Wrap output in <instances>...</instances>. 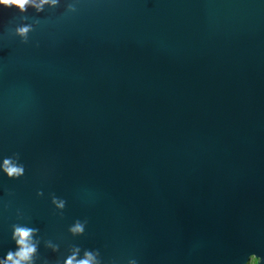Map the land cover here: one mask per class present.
Here are the masks:
<instances>
[{
	"label": "water",
	"instance_id": "1",
	"mask_svg": "<svg viewBox=\"0 0 264 264\" xmlns=\"http://www.w3.org/2000/svg\"><path fill=\"white\" fill-rule=\"evenodd\" d=\"M45 8L23 14L38 20L25 44L9 32L22 14L0 7V158L25 165L0 172V257L14 223L105 264L264 257V0Z\"/></svg>",
	"mask_w": 264,
	"mask_h": 264
},
{
	"label": "clouds",
	"instance_id": "2",
	"mask_svg": "<svg viewBox=\"0 0 264 264\" xmlns=\"http://www.w3.org/2000/svg\"><path fill=\"white\" fill-rule=\"evenodd\" d=\"M79 0H0V7L5 9H16L22 15L19 16L21 21L9 32L20 38L21 43H29V34L35 30L38 20L27 23L29 17L26 14L29 9H33L35 13H43L45 6L48 9H56L64 7L65 13H75L78 11L77 5ZM11 23V21L9 22ZM0 172L6 174L9 179H19L25 175V165L20 161L19 153H12L9 156L0 158ZM43 190H37V196H43ZM51 195V203L54 205L59 215H63V209L66 207V200ZM7 207V205H5ZM18 220L26 219L24 213L16 210ZM87 219L75 220L69 225L67 231L73 237L83 236L86 231ZM39 228L31 227L28 224L14 223L11 225V240L15 244V249H9L7 253L0 257V264H105L101 257L99 249L81 248L79 245L69 243L65 253H61V243L54 242L52 239H45L40 234ZM43 242L46 249L52 253H60L54 261H50L47 257L41 258L39 247ZM107 264H124L120 258H110ZM126 264H138L137 259H127ZM239 264H264V257L251 253L246 261H240Z\"/></svg>",
	"mask_w": 264,
	"mask_h": 264
}]
</instances>
